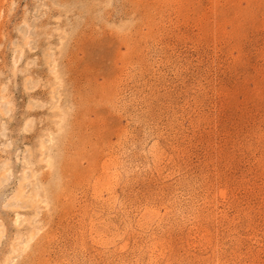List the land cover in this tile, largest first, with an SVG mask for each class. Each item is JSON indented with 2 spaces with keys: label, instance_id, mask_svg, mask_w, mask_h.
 Returning a JSON list of instances; mask_svg holds the SVG:
<instances>
[{
  "label": "rangeland",
  "instance_id": "374dc122",
  "mask_svg": "<svg viewBox=\"0 0 264 264\" xmlns=\"http://www.w3.org/2000/svg\"><path fill=\"white\" fill-rule=\"evenodd\" d=\"M0 264H264V0H0Z\"/></svg>",
  "mask_w": 264,
  "mask_h": 264
}]
</instances>
